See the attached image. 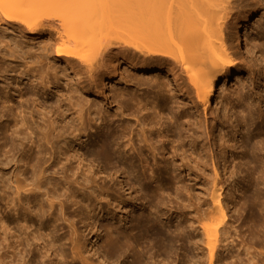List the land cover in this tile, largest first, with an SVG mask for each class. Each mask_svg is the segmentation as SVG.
Instances as JSON below:
<instances>
[{
    "label": "bare ground",
    "instance_id": "obj_1",
    "mask_svg": "<svg viewBox=\"0 0 264 264\" xmlns=\"http://www.w3.org/2000/svg\"><path fill=\"white\" fill-rule=\"evenodd\" d=\"M236 6L224 0H0V21L6 29L41 37L43 27L49 25L55 34L48 40L55 58L75 74L84 73L83 80L75 83L80 95L61 93L58 78L32 47L26 44L24 50L21 41L14 42L13 47L22 52L19 80L26 77L30 88L17 90L19 108L0 136L5 138L0 151L18 168L0 185V264H264V131L255 136L250 150L243 142V149L233 156L239 162L238 173L243 172L241 178L247 177L249 196L222 195L214 152L211 178L203 176L200 155L188 166L198 138L190 112L176 109L165 114L154 99L157 96L147 94L149 89L136 93L142 83L153 85L138 71L160 74L166 64L174 79L184 74L189 99L205 116L219 82L236 71L235 52L239 46L248 50L244 36L256 6L252 2ZM122 72L136 88L119 89L113 95L114 100L119 97L120 123L114 131L104 130L111 119L88 104V94L101 100ZM158 90L166 88L159 85ZM13 94H0V118L17 107L9 105ZM222 103L231 105L227 99ZM253 105H248L241 122L251 115ZM95 119L100 121L97 138L87 148L72 149L74 141L82 145L81 137L88 136L89 121ZM134 157L144 162L143 172L149 170V178L163 169L172 180L176 171L187 170V182L201 175V185L210 183V204L203 206L201 192L192 201L187 183L177 179L173 181L176 195L184 190L183 208L189 209L182 221L169 220L163 229L157 217L141 213L123 229L114 208L125 209L128 201L113 195L104 179L99 184L96 174L111 179L120 172L115 177L120 186L142 191L140 180L126 178ZM158 158L164 162L162 168ZM156 193L157 189L151 191L150 200L158 197ZM225 196L229 201H224ZM167 211L168 215L179 212L171 206ZM99 229L102 244L91 253L89 234L99 236ZM140 230L152 236L148 248L135 249Z\"/></svg>",
    "mask_w": 264,
    "mask_h": 264
},
{
    "label": "rangeland",
    "instance_id": "obj_2",
    "mask_svg": "<svg viewBox=\"0 0 264 264\" xmlns=\"http://www.w3.org/2000/svg\"><path fill=\"white\" fill-rule=\"evenodd\" d=\"M224 1L225 3L229 2L230 5H237L236 7L252 2L256 6V10L250 17V24L245 31L244 37L249 41H247L248 50L245 49L244 46H239L235 52L236 71L231 72L225 79L219 82L213 97L212 108L207 110L205 116L200 108H198V111L195 110L193 103H191L189 99L191 93L188 92L189 83L187 82V78L184 74H179L178 78L174 79L172 73L168 70L169 66L166 64L161 65L162 70L160 74H155L156 72L152 70L147 72L138 71V74H142L143 77L146 78V82L152 80L151 84L153 85L149 86L148 83H142L141 86L137 87L139 91H136V93H146L149 89L147 94L150 93V98L155 95L157 96L153 98L160 104L165 114L176 109L181 113H183V111L190 112V121L192 123L194 122L193 129L196 131L198 138L194 145L195 154L194 156L192 155L193 157H189L188 166L192 167L194 165V160L200 155L201 160H199V163L202 164L201 171L203 176L208 179L211 178L214 173L210 155L214 152L215 157H217L215 158V165L218 171V180L222 182L224 187L222 195L226 194L230 196L233 193V196L238 198L242 194L247 197L250 192L247 190V177L245 179L241 178L243 172L238 173L239 162L237 158L234 160L233 156L237 157L239 154L238 152L243 149V147H241L243 142L247 143V150H250L255 136L261 137L262 131H264V0ZM43 28L45 29L43 36L32 37L23 31L20 33L19 29H6L0 21V94L4 93L10 95V93H14L13 99L9 105L13 103V106H17L21 102V98L17 96V90H19V88L23 91L27 90L28 92L30 88L26 77L22 76L24 77L22 82L19 80V73L22 67L19 66L21 65L19 60L22 52H20L18 48L13 47L16 41H21V46L24 50L27 48V44L32 47V50L35 51L34 53L39 55L41 63L45 67L48 66L51 69V75H55L56 78H58L56 84L63 89L61 93L68 94L66 91H70L76 95H80L74 90L76 87L75 83L83 80L84 73L78 72V74H75L72 69L55 58L53 47L50 43L51 41H48L49 38L51 39L55 34L53 31H50L51 27L49 25H45ZM23 42H25V44ZM48 50H51V54H47ZM121 68L123 70V66H121L120 69ZM175 70L176 68L174 71ZM52 72H54V74H52ZM178 72L179 71L176 70V74ZM125 75V72L116 74V82L112 83V85H108L106 92L103 94L104 97L101 100L96 99L92 94H88V104H91L92 107L95 105L100 108L108 115V118L111 119V121H108L109 124H107V127L104 126V130L108 129V131H114L120 123V114L119 110H117L116 101L119 97H116L114 100L113 95L120 91L119 89H124L126 87L136 88L134 83L130 84L128 81L124 80ZM159 85L165 87L166 90H171L168 92H166V90L160 92L158 90ZM5 91H7V93ZM172 93L175 94L174 98H171ZM225 99L230 100L231 105H227V107L223 105L222 102H224ZM177 103L179 106H177ZM251 103L254 104L251 109V115H246L245 122L243 123L241 122L242 115L247 113L248 105ZM29 107H31V104H29ZM18 108V106L16 108L13 107L10 113L7 112L0 118V136L3 135L2 131L7 128L6 126L13 123L12 118L15 116ZM99 122L100 121L97 119L90 120V128L87 131L88 136L81 137V139H84V142H81L82 145H78L77 141H74L70 144V147L72 145V149H77L78 146H80L81 149L87 148L91 141L97 138L95 130ZM196 123L200 124V126L197 127ZM9 132L10 129L7 131L6 147L9 146ZM32 138L34 140L36 139L34 135H32ZM3 139L5 138H0V144ZM234 142H236L235 145ZM166 145L167 147L169 146V144ZM179 158H181L180 155ZM224 158L226 163L222 160ZM148 161L152 164L150 157H148ZM176 161L180 162L179 159H176ZM158 162L160 168H162L164 162H161L160 158H158ZM74 164L75 163L72 162V165ZM15 165L12 161L5 158L3 152L0 151V185L7 177L12 176L17 171L18 168H15ZM94 167L96 168V165H94ZM109 167L111 166L109 165ZM143 168L144 162H140L138 158L134 157L133 169L129 175L126 176L129 180L138 179L142 182V191L139 192L129 188L125 189L126 186L122 187L118 184L115 177L119 175L120 172L114 173L111 179L109 176L105 177L103 173L96 174V179H98L97 182L99 184H101L104 179L106 185L109 186V190L113 192V195L118 194L120 199L128 201L125 209L122 205L119 209L118 206L114 208L117 212L115 219L123 229L127 230L131 224L132 218L141 213L144 215L149 213L151 216L157 217L158 220L164 223L165 227H162L163 229L169 225V220L170 222H174L176 219L182 221L183 217L188 214L189 209L183 208L185 203L184 200L186 199L184 190H179L177 193L179 196L176 195V185L173 181L177 179L187 183L186 188L192 193V201H196L198 197L197 193L201 192L200 200L204 203L203 206L206 207V205L210 204V183L208 182V184L201 185L200 182L204 180L201 175L198 176L197 180L192 176L187 182V170H183L182 173L176 171L177 177L172 180L171 174L165 173L163 169L162 171H158L162 172L161 174L155 173L154 178H149L150 171L147 170L143 172ZM241 168H243L242 165ZM232 169H236L233 174L230 172ZM168 181L171 183L166 185L165 183ZM160 186L161 188L159 189ZM153 189H157L156 194L158 197L150 200V194ZM227 196L224 197V201H229V197ZM111 206H114V204L111 203ZM170 206L179 211L177 215H175V212L168 215L167 209ZM114 209L111 211H114ZM156 210H158L157 215ZM247 215L248 213H246V218ZM119 216L122 218L120 222L118 220ZM99 232H101L99 236L89 234L90 243L87 244V247L90 249L91 253L94 251V247L98 248L102 244L103 231L99 229ZM193 234L195 236V231H193ZM137 235L140 239L135 249L141 247L148 248L149 245H151L153 239L149 232L140 230L137 232ZM150 250L151 249H149V251ZM176 251L179 253L180 258L183 257L182 249ZM225 253L226 251H224V254ZM93 258L97 261V253L93 254ZM129 258L130 256L126 255L124 260L127 261ZM170 258H175L173 252L170 254ZM118 264L124 263L118 262Z\"/></svg>",
    "mask_w": 264,
    "mask_h": 264
}]
</instances>
